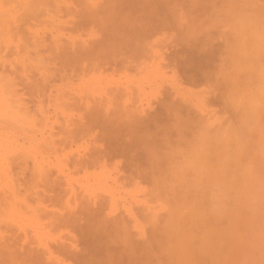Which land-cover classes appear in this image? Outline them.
Here are the masks:
<instances>
[{
    "label": "rangeland",
    "instance_id": "rangeland-1",
    "mask_svg": "<svg viewBox=\"0 0 264 264\" xmlns=\"http://www.w3.org/2000/svg\"><path fill=\"white\" fill-rule=\"evenodd\" d=\"M60 3L62 12L59 14L52 9V2V6L41 11L38 17L25 19L29 26H25L24 21L21 37L15 35L12 42L19 46L18 50L23 47L24 50L20 49L23 53L28 52L25 50L27 44L34 48L38 43L41 60L48 70L41 69L44 76L34 70L21 76L16 96L20 106L13 107L19 118L9 124L0 119V139L4 141L0 151V264H108L109 256L117 251L121 252L125 264H175L177 259L172 254L177 253L174 250L179 249L175 246L179 242L175 241L177 239L170 242L168 237L165 240L162 236L167 233L162 231L163 226L160 230L150 221L152 212L157 211L163 223L166 212L160 210L163 199L155 198L152 193L154 164L150 163L146 149L150 143L164 157L167 152L165 138L176 146L178 133L174 124L179 116L192 123L215 116L217 122L211 127L214 130L219 125L230 124L233 119L230 116L234 112L237 114V109L229 105L228 94L231 89L238 88H229L232 82L223 75V60H228L224 40L228 36L229 18H220L217 27L209 29L212 30L207 34L210 41L206 40L204 32L193 39L177 28L178 24L172 25V18L169 23L167 21L171 24L168 28L160 27L161 23L159 27L152 25L155 29L150 28L151 31L128 34V41L122 38L97 54L89 53L84 59H73L66 66L56 68L49 64L51 51L48 48L58 27L53 24L54 19L60 17L62 22L59 23L68 28L65 23L67 1L60 0ZM142 13L136 12L133 17H141ZM166 14L159 17L165 21ZM169 16L172 15L168 14L167 18ZM150 20H154L153 17ZM106 31L104 23L93 22L80 28L79 36L83 32V39L93 45ZM195 42L197 45L205 42V49L199 51ZM243 80L244 76H240L239 81L243 83ZM31 81L38 89H34L33 84L30 87ZM224 98L231 109L226 108ZM125 111L128 112L125 118H142L147 123L142 121L132 129L123 127L116 120L119 114H126ZM224 120H227L225 124ZM258 131L261 128L255 125L248 130L253 142H249L247 162L260 168V172L262 169L260 173L256 167L255 170L249 168V172L254 170L249 178H256V185L254 182L248 184L251 190L260 186H257L259 179L263 178L259 182L264 181L263 158L260 157L263 165H259L260 161L256 164L261 145L264 149V135L261 137ZM254 141H257L256 149L252 147ZM186 145L184 143V147ZM92 154L102 158L86 162L87 168L77 164L80 160H88ZM258 173L262 177L257 180ZM112 197L117 199L114 204ZM263 197V194L259 197L262 202ZM262 202L258 203L262 206ZM259 204H256L259 210L256 207L249 211L262 214L258 216L262 223H256L257 215L251 218L257 226L248 221V225L255 226V231L251 230L253 234L248 227V238L253 239L247 246L248 251L253 250V254H249L252 255L249 264H264V206ZM87 209L93 210L91 214H98L96 217L100 220L125 218L128 230L124 232L113 224L112 229L110 226V229L100 228L97 224L100 220L95 224L96 217H90ZM137 221L143 230L136 226ZM223 226L226 222L221 224ZM155 230L163 232L159 233L165 240H159L164 243H160L161 246ZM165 242L167 247H164ZM146 243L147 250L143 246ZM144 251L152 252L145 254ZM84 255L87 262L81 257Z\"/></svg>",
    "mask_w": 264,
    "mask_h": 264
},
{
    "label": "bare ground",
    "instance_id": "bare-ground-1",
    "mask_svg": "<svg viewBox=\"0 0 264 264\" xmlns=\"http://www.w3.org/2000/svg\"><path fill=\"white\" fill-rule=\"evenodd\" d=\"M66 1L68 19L65 23L68 28H63V23H59L62 22L60 21V17L54 19L53 24L58 27L55 31L56 35H53L52 43L48 47L51 51L49 64L52 63L56 68L59 65L61 67L66 66L73 62V59H84L89 53L97 54L99 51L111 46L110 44L114 41H119L122 38L128 41L130 40L128 34L139 30L149 31L150 28H154L156 24L160 25V23V27L165 26V28H168L171 24H167V21L169 20V23L172 18V25L174 23L178 24L176 27L180 28L181 31L183 29V32L191 35L193 39L198 34L204 32L207 36L206 40L210 41L212 39L207 34H210L212 30L209 29L217 27L216 25L220 18H229L228 36L224 40L228 52V60H223V63L225 62L226 64L224 66L227 68L224 67L225 71H223L224 69L222 71L223 75H226L230 82H232V86L228 85L229 88L236 87L238 90L231 89V93L232 91L235 92L232 94L229 92V98L226 96L230 104L228 100L224 99L227 101L226 108H230L229 105H233V108L237 109V114L234 112L230 116V118H233H231L230 124L226 123L227 120H224L223 124L226 123L227 126L219 125L214 130H211V127L215 126L217 118L213 115H211V117L213 116L212 118L204 116L205 118H202L199 123H192L180 116L177 117L174 127L178 133V144L172 146L168 138H163L165 147H167V152L165 151L166 153H164L163 151L164 157H161L150 143L148 144V149H146L148 158L151 160H149L150 163L154 164L152 165L153 175H151L154 185L152 193L155 198L163 199L160 202V210L162 209L166 212L163 223L157 211L152 212L150 221L154 225L153 227L160 228L163 226L165 231L163 229L162 231L169 234L164 235L162 231H157V233L155 230L154 233L156 232V235L159 236V239L156 238L158 245L163 243L166 237L171 239L169 240L170 242L175 239H177L175 241L179 242L176 245V242H173V245L177 248L179 246V249L174 250L171 247L178 254V256L172 254L173 258L177 259L175 260V264H202V262L203 264H249V257L250 260L252 259V255L249 254L253 250L249 248L250 250L248 251L247 246L253 239L249 240L248 238V227H250V234H253L251 230L258 223H262L260 222L262 219L259 220L258 217L262 214H255V211L252 212V208L257 209L258 202L261 203L263 201L259 197L262 194L264 195V188H262L264 186L262 182L264 181L259 182L263 179L260 175L262 169L260 172V168L258 170L256 166L257 169L253 167V164L249 163V165L247 162L249 159V142H253L248 132L250 126L255 125L257 128H261V131L257 133L261 137L264 135L262 129L264 128V0ZM52 2H54L52 9L58 11V14L62 12L60 0H0V119L5 124H9V122L15 123L19 118L14 113L13 107L20 106L16 102V96H18L17 87L22 80L21 76L27 75L33 70L40 76H44V71L41 69L48 70V66L43 65V59L41 60V47L38 43H36L38 46L35 45L34 48L33 46H28L30 44H27L25 50H28V52L23 53L24 48H20L23 49L22 51L18 50L17 47L19 46L13 45L12 42H14L15 35L21 37V27L24 26V21L25 26H29L25 19L38 17L41 11H47L48 7L52 6ZM146 6L149 8H147L148 10ZM136 12L143 13L141 17L137 15L134 18L133 14ZM164 14H166L165 21L159 17ZM168 14L172 15L171 18L170 16L168 17L169 19L167 18ZM152 17L155 21L150 20ZM93 22L104 23L107 33L95 42L97 44L90 45L86 39H83V32H80L81 37L79 36V30L83 26ZM154 22L157 23L154 24ZM209 25L210 27H208ZM178 31L180 30L178 29ZM181 31L180 34H182ZM120 32H124L123 35ZM18 44L23 45V43ZM195 45L199 51H203L206 44L202 42L197 45L195 42ZM211 52L213 51L211 50ZM174 57H177V55ZM39 70L41 71L39 72ZM240 76H244L243 83L239 81ZM33 83L34 81H31L30 87ZM36 85L35 83L34 89H38ZM227 104H229L228 107ZM124 113L126 114H119L116 120L123 127H130L132 129L142 121L147 123V120L144 121L142 118H129V116L125 118L128 112L125 111ZM210 114L212 113L210 112ZM237 115L240 119H238ZM234 118L238 119H235V122L239 121L238 124L234 122ZM3 142L0 139V151L4 147ZM184 143L185 145L187 143L185 147ZM254 145H257V141L252 147ZM255 147L254 149H256ZM261 147L259 152L258 150L256 151L260 153L256 164L259 163L260 157L264 160V149ZM254 154L257 155V153ZM101 158L102 156L99 154H92L90 158H87L88 160H80L81 163L78 162L77 164L85 165L88 161H96ZM162 160L164 162L161 164ZM262 163L260 161L259 165ZM251 165L252 167H250ZM249 168H255L257 172H260L258 173L260 176L257 174V180L259 177L261 178L257 181V186H260L255 189L253 188V190L250 189L249 185L252 182L256 185V178L251 179L249 176H253L251 174L255 169L251 173L249 172ZM256 171L254 172V176H256ZM250 191H253V193ZM160 194L162 197H159ZM116 200L112 197L113 204ZM250 202L255 207H251ZM259 206L261 205L259 204ZM263 206L264 202H262L261 207L263 208ZM250 209L252 213L249 212ZM257 210H259V207ZM86 211L90 217L98 215L91 214L93 210L87 209ZM251 214L254 215L250 216ZM255 215L258 217L257 224L254 222L255 219L251 220ZM249 220L251 223H255V226L250 223L254 228L248 225ZM223 222H226L225 227H221ZM97 224L100 228L104 226L108 228L110 226L111 228V224H113L114 227L121 228L124 232L128 230V223L125 221V218H115L111 221L104 220L103 218ZM136 226H138L139 230H143V226L139 221H137ZM161 232L165 240L160 237L161 234L159 233ZM258 232L260 231L256 233ZM173 236L174 239H172ZM159 240L163 241L159 243ZM197 240L199 241L198 245L196 244ZM121 241L123 242L124 240L122 239ZM124 242L126 243L127 241L125 240ZM170 242L167 244L170 245ZM147 243L143 244L146 250L148 247ZM255 243L257 244V241ZM164 247H167L166 242ZM144 252L146 254V252L151 253L152 251ZM120 253L118 251L113 252L109 256L108 264H123L122 259L124 257L122 258ZM150 253L149 255L152 256ZM80 255L82 254L80 253ZM149 255L147 253V256ZM81 257L87 262L85 255ZM162 257L163 255H161ZM259 262H261L260 258Z\"/></svg>",
    "mask_w": 264,
    "mask_h": 264
}]
</instances>
